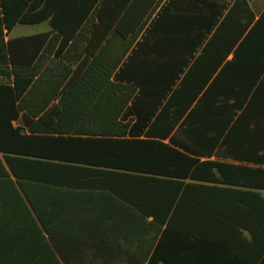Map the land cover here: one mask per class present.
Listing matches in <instances>:
<instances>
[{"label":"crops","instance_id":"0c3cea01","mask_svg":"<svg viewBox=\"0 0 264 264\" xmlns=\"http://www.w3.org/2000/svg\"><path fill=\"white\" fill-rule=\"evenodd\" d=\"M58 1L80 3L76 13L73 5L64 14L72 17L86 0H6L21 17H44L52 8L47 3ZM100 1L80 26L78 41H69L81 60L88 50L99 56L109 44L110 52H119L132 40V33L121 38L114 27L105 39L99 36ZM157 13L162 18L156 36L148 37ZM52 15L17 22L5 34V45L32 37L36 63L57 33ZM19 24L45 25L11 37ZM80 77L86 84L67 111L103 113L124 103L119 121L128 131L81 135L80 143L38 141L40 153L29 154L18 171L0 170V264H152L157 250L163 257V157L153 163L150 151L122 139L161 141L199 163L264 170V0H161L111 75L110 90L102 87L101 76ZM22 114L13 124L29 133ZM88 122L81 118L79 128L92 127ZM95 126L103 128L97 120ZM150 165L156 170L145 168ZM255 179L233 184L187 178L206 188H192L195 196L186 206L222 213L191 219V226L210 227L207 241L198 243L200 234L193 232L177 240L176 256L186 264H264V185L257 183L261 175ZM198 192L207 197L197 198Z\"/></svg>","mask_w":264,"mask_h":264},{"label":"trees","instance_id":"16d2710c","mask_svg":"<svg viewBox=\"0 0 264 264\" xmlns=\"http://www.w3.org/2000/svg\"><path fill=\"white\" fill-rule=\"evenodd\" d=\"M160 1L101 0L98 3L100 4L98 25L103 30L99 36L105 39L114 27L121 38L132 33V40L125 45L121 44L119 52H110L109 44L106 46L107 50L99 56L88 50L81 60L77 46L68 48L69 41L74 37L75 43L78 41L79 28L86 20H90L97 0L82 1L80 14L78 12L77 16L72 17L64 14L73 5L74 9L71 12L76 13L80 3L66 1L47 3V6L52 8L44 17L30 15L21 17L19 16L21 10L18 14H14L10 4L6 0H0V76L6 79V82L0 83V170L18 171V163L29 161L27 158L31 153H40L38 141L54 139L80 143L83 138L81 135L122 136L127 133L129 125L119 121L124 103H121L117 110L109 109L103 113L69 112L66 107L70 103L79 102L78 98L72 96L74 93L78 94L86 84L85 77L80 75L101 76L102 87L110 90L113 85L110 81L111 75L125 58L129 47L148 22L149 17L157 11ZM50 13L53 14L51 23L57 33L36 63L33 62L38 52L33 48L32 37L21 38L18 42L9 40L7 46L5 45V34L9 33L17 22H38L47 18ZM161 18L162 13H157L151 23L154 30L148 33V37L154 35ZM208 22L212 24L211 19ZM95 34L96 31L94 36ZM58 40L60 43L55 50ZM72 49L77 51L72 53ZM53 53L55 55L51 57ZM35 76H38L36 81H34ZM87 86L88 89H95L94 83H87ZM56 98H59V102L51 104ZM47 108L49 109L46 110ZM21 112L25 124L29 125V133H26L23 127L13 124V120L19 118ZM38 116L43 119L46 126L42 125L43 121H35ZM145 116L148 120L151 114ZM81 118L86 122L89 121L92 127L80 129L78 122ZM95 120L101 122L103 128H96ZM113 125L116 127L112 128ZM131 132H136V128ZM120 143H135L133 145L136 150L150 151L153 163L158 161L159 157H163V225L166 224L163 229V257L159 258L157 250L152 257V264H159L161 261L163 264H186L184 259L176 256L177 240L190 238L193 232H197L200 234L197 238L198 243H206L210 228L203 224L191 226V219L201 221L215 218L217 214L222 213L218 209L188 208L186 203L195 196V192H190L192 188L200 189L206 186L186 183L187 178L233 184H255V175L257 177L261 175L263 181L257 183L264 185L263 169L214 161L199 163L195 158L161 141L133 139L132 142H126L122 139ZM79 145L76 144V147L80 148ZM155 167L150 165L145 168L156 170ZM183 187H185L184 191L180 193ZM196 196L203 199L207 194L198 192Z\"/></svg>","mask_w":264,"mask_h":264},{"label":"rangeland","instance_id":"374dc122","mask_svg":"<svg viewBox=\"0 0 264 264\" xmlns=\"http://www.w3.org/2000/svg\"><path fill=\"white\" fill-rule=\"evenodd\" d=\"M45 24H42L40 26H33V25H24V24H19L17 25L14 30L11 33V37L19 36L22 34H31L34 33L38 30H41L44 28Z\"/></svg>","mask_w":264,"mask_h":264}]
</instances>
